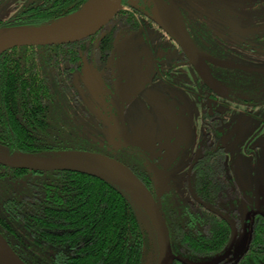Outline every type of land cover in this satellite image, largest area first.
I'll list each match as a JSON object with an SVG mask.
<instances>
[{
	"label": "trees",
	"instance_id": "16d2710c",
	"mask_svg": "<svg viewBox=\"0 0 264 264\" xmlns=\"http://www.w3.org/2000/svg\"><path fill=\"white\" fill-rule=\"evenodd\" d=\"M9 1L0 0V10ZM87 1L26 0L15 15L0 19V27L48 26ZM139 15L121 7L94 36L2 52L0 150L53 155L89 145L82 128L69 122L82 106L73 76L85 62L104 70L101 57L111 53L121 31L140 26ZM229 173L224 147L197 159L193 188L198 198L208 205L228 204L240 194L239 187L233 190L225 181ZM136 174L145 182L143 174ZM0 188V232L26 264H144L148 248L156 262V234L148 216L110 181L76 171H33L0 164ZM201 201L183 203L180 213L174 209L165 213L179 256L174 264H198L228 247L230 221ZM232 213L237 216L236 209ZM251 233L245 251L223 264H264V218H255Z\"/></svg>",
	"mask_w": 264,
	"mask_h": 264
},
{
	"label": "flooded vegetation",
	"instance_id": "af4514ba",
	"mask_svg": "<svg viewBox=\"0 0 264 264\" xmlns=\"http://www.w3.org/2000/svg\"><path fill=\"white\" fill-rule=\"evenodd\" d=\"M25 2L26 0L21 1L19 8ZM125 2L126 5L122 4V7L140 13L139 20L141 22L137 29L124 30V32L130 34L139 31L141 28L157 29L160 31L158 38L162 42L169 43L167 50L160 48L158 54H153L156 75L163 74L164 77H171L172 74L192 71L197 75V83L203 91V96L213 102L211 106L206 105L205 107L199 142L191 158L189 177L185 179V184L189 190V198H181L177 192L167 188L171 186V182L166 173L160 169L155 160H151L150 155L144 150L134 145H126L124 148L122 146V148L112 147L108 143L109 137L105 131V129H108V124L104 125L102 123L104 121L96 119L82 98L81 110L78 114L72 116L69 122L81 127V135H86V139L90 136L89 142L92 146L102 148L104 150L102 153L121 160L135 173L143 174L144 183L152 191L165 216V213L168 214V210L174 209L179 212L183 203L187 201H201L193 188V167L196 160L212 153V151H217L219 147H224L227 152L226 145L220 141L223 129V127H220L222 114L216 109L215 103L226 105L237 102L251 107L264 103V70L261 65L256 66L255 58L257 53H262L264 56V0H125ZM136 2L139 3L138 6H136ZM19 8L12 13L11 17L16 14ZM245 18H249V22H246ZM103 28L98 32H101ZM183 38H187L195 47L192 51L190 50V53L180 43ZM113 48L109 55L101 57L102 59L105 58V68L101 71H103L102 79L106 83V87L119 96L121 105L120 107L114 106V108L121 114L111 116L105 111L103 112V118L111 121L112 125L114 123L119 125L124 123L125 111L136 90L146 84L148 71L145 69L144 73L139 74L137 78L118 80V77H116V75L119 76L118 67L114 73V67L110 65ZM237 48L249 52L251 62L253 61L255 65L239 62L240 57H244V55L239 54L240 51H237ZM171 49L178 52V55L172 60L167 55V52L169 53ZM162 58H165L166 64L161 63ZM261 59L264 61L263 58ZM91 66L94 65L91 64ZM94 67L96 68V66ZM75 75L73 76L74 85H76ZM157 78L158 76H155L153 80ZM76 87L79 90L77 85ZM105 100L108 101V99ZM107 103L108 106H111V102ZM99 128L103 131L101 130L100 133L98 132L99 135H95L93 132ZM121 151H127L126 155ZM249 151H251V148ZM228 165L230 173L225 175L224 179L229 186L231 185L233 190L239 187L240 194L236 193L228 204L218 202L215 206V203L208 205V203L201 202L206 208L224 218H228L231 224L232 236L223 254L213 259L201 261L198 264L221 258L228 252L217 263L223 264L226 261L238 258L245 251L238 257L233 254V248L242 228L241 211L237 205V200L241 197L245 198L246 193L235 174L234 168L229 163ZM221 180L224 181L223 178ZM0 193H2L1 188ZM233 209L237 210V216L232 213ZM258 216L264 218V210L255 209L252 214L248 245L252 234V223ZM174 218H180V216L176 215ZM235 229L237 235L231 247Z\"/></svg>",
	"mask_w": 264,
	"mask_h": 264
},
{
	"label": "rangeland",
	"instance_id": "374dc122",
	"mask_svg": "<svg viewBox=\"0 0 264 264\" xmlns=\"http://www.w3.org/2000/svg\"><path fill=\"white\" fill-rule=\"evenodd\" d=\"M21 1L23 0L9 1L0 11V19L11 17ZM245 21L249 22V18H245ZM159 35V30L150 28H141L130 34L123 30L115 41L110 65L114 67V73L118 67V80L137 78L145 69L148 71L146 84L138 88L130 100L124 114V123L112 125L111 121L103 118L105 111L111 116H118L119 112L114 106L121 105L119 96L106 87L102 79L103 71L85 62L75 75V83L83 102L94 117L104 121V125L108 124V129H105L109 137L108 143L117 148L134 145L144 150L166 173L171 182V188H167L187 199L189 190L185 179L189 177L191 158L199 142L205 107L211 106L213 102L203 96L197 83V75L192 71L172 74L171 77L156 75L153 54H158L160 48H169V43L162 42ZM237 51L244 55L239 62L254 64L249 52L240 48ZM167 55L172 60L178 52L171 49ZM255 58L256 66L261 65L264 70L262 53H257ZM161 63L166 64L165 58L161 59ZM155 76L158 78L153 80ZM107 102H111V106ZM215 106L222 114L220 141L226 145L227 162L234 168L246 193V199L241 197L237 200L242 228L233 254L238 257L248 245L250 220L254 210H264V103L255 107L237 102L226 105L215 103ZM101 130L99 128L93 133L99 135ZM87 139L89 141L90 136ZM84 148L104 152L102 148L92 145L81 149ZM121 152L125 155L127 153ZM154 260V253L148 248L144 264H154Z\"/></svg>",
	"mask_w": 264,
	"mask_h": 264
},
{
	"label": "water",
	"instance_id": "95a60500",
	"mask_svg": "<svg viewBox=\"0 0 264 264\" xmlns=\"http://www.w3.org/2000/svg\"><path fill=\"white\" fill-rule=\"evenodd\" d=\"M88 0L80 10L66 17L81 16L86 10ZM100 1V0H99ZM123 0H101L95 9V16L90 20L71 26L59 28L55 24L31 27L23 25H7L0 27V54L19 46H43L76 42L96 34L114 18L122 7ZM64 17V18H66ZM190 53L194 45L187 38L180 42ZM0 164L33 171L69 170L85 173L110 181L125 191L130 199L148 216L156 234L157 255L155 264H174L177 255L173 252L170 230L166 218L152 191L139 176L121 160L87 149H71L55 152L53 155H38L26 152L8 153L0 150ZM237 235L234 230L231 247ZM221 258L201 264H217ZM0 264H26L12 249L0 232Z\"/></svg>",
	"mask_w": 264,
	"mask_h": 264
},
{
	"label": "bare ground",
	"instance_id": "6f19581e",
	"mask_svg": "<svg viewBox=\"0 0 264 264\" xmlns=\"http://www.w3.org/2000/svg\"><path fill=\"white\" fill-rule=\"evenodd\" d=\"M102 2L101 0H91L85 8V12L79 16L76 17L75 15L63 18L61 20H59L55 26L59 27V28H68L71 26H75L78 24H82L88 20H90L91 18H93L96 14L95 9L97 8V5H100Z\"/></svg>",
	"mask_w": 264,
	"mask_h": 264
}]
</instances>
